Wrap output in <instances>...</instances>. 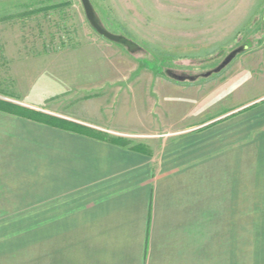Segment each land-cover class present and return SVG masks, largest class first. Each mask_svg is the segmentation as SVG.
<instances>
[{
  "label": "rangeland",
  "instance_id": "rangeland-1",
  "mask_svg": "<svg viewBox=\"0 0 264 264\" xmlns=\"http://www.w3.org/2000/svg\"><path fill=\"white\" fill-rule=\"evenodd\" d=\"M91 2L107 30L135 45L99 35L81 0H0L1 100L158 134L264 92V0ZM243 45L234 64L206 76ZM240 63L254 78L214 93L213 78L244 72ZM12 130L0 124V264H38L53 244L52 134Z\"/></svg>",
  "mask_w": 264,
  "mask_h": 264
},
{
  "label": "crops",
  "instance_id": "crops-1",
  "mask_svg": "<svg viewBox=\"0 0 264 264\" xmlns=\"http://www.w3.org/2000/svg\"><path fill=\"white\" fill-rule=\"evenodd\" d=\"M239 65L214 93L254 78ZM53 115L104 137L0 111L13 134H52L53 244L38 264H264V92L158 134Z\"/></svg>",
  "mask_w": 264,
  "mask_h": 264
},
{
  "label": "water",
  "instance_id": "water-1",
  "mask_svg": "<svg viewBox=\"0 0 264 264\" xmlns=\"http://www.w3.org/2000/svg\"><path fill=\"white\" fill-rule=\"evenodd\" d=\"M81 2L84 8L87 20L89 21L92 28L99 35L103 36L104 38L114 43L122 44L130 48L135 45L129 38L123 35L114 34L110 32L109 30H107L105 26H103V24L101 23L100 17L98 16V13L95 7L93 6L91 0H81ZM247 47H248L247 45H243L233 50L229 55H227V57L223 60V62L220 65H218L213 71L208 72L206 76L211 75L213 72H220L224 67H226L236 57L238 53L243 52ZM167 73L170 77L176 80H179V81H185V80L193 81L198 78L197 76H188L186 74L177 75V74L171 73L170 71Z\"/></svg>",
  "mask_w": 264,
  "mask_h": 264
},
{
  "label": "trees",
  "instance_id": "trees-1",
  "mask_svg": "<svg viewBox=\"0 0 264 264\" xmlns=\"http://www.w3.org/2000/svg\"><path fill=\"white\" fill-rule=\"evenodd\" d=\"M0 111L9 112L51 126L63 127L67 130H72L83 134H96L104 137L103 134L96 132L95 130H92L90 127H87L85 125L59 117H54L52 115H47L41 111H37L29 107L22 106L20 104H16L11 101L0 99Z\"/></svg>",
  "mask_w": 264,
  "mask_h": 264
}]
</instances>
